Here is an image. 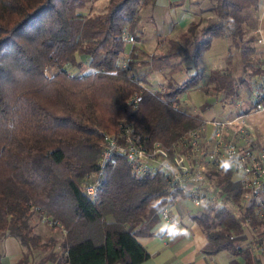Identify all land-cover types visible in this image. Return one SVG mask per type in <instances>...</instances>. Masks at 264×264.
<instances>
[{
    "label": "trees",
    "instance_id": "trees-1",
    "mask_svg": "<svg viewBox=\"0 0 264 264\" xmlns=\"http://www.w3.org/2000/svg\"><path fill=\"white\" fill-rule=\"evenodd\" d=\"M91 1L0 0V237L12 235L21 246L13 264L145 259L138 238L152 234L160 208L178 191L162 169L136 175L115 151L99 172L105 135L129 127L144 148L156 142L190 157L180 136L203 124L210 102H234L245 87L248 98L234 115L264 99V48L254 45L255 33L242 37L260 0H191L193 18L151 53L126 48L122 36L139 38L140 9L152 0H105L100 11H78ZM217 37L231 47L224 65L205 73L200 91L210 99L196 110L181 109L174 99L197 84L201 70L178 83L147 81L153 71L167 77L185 72L181 61L189 56L194 62ZM232 57L242 70L254 64L250 81L234 75ZM133 91L140 99L130 109L126 99ZM201 186L209 195L190 217L205 236L202 250L225 249L255 262V245L264 237L255 194L264 187L251 191L228 163L212 161L205 163ZM32 217L46 226L43 235L31 230Z\"/></svg>",
    "mask_w": 264,
    "mask_h": 264
},
{
    "label": "crops",
    "instance_id": "crops-1",
    "mask_svg": "<svg viewBox=\"0 0 264 264\" xmlns=\"http://www.w3.org/2000/svg\"><path fill=\"white\" fill-rule=\"evenodd\" d=\"M190 1L152 0L151 4L141 7V34L138 38V52L159 51L165 46L167 37H174L179 30L184 29L193 18ZM251 23L253 24L250 31L255 33L257 37L254 45L262 49L264 48V0L259 1L256 16L251 20ZM211 42L212 39L209 45ZM129 46V44L125 45L126 48ZM199 59L198 56L193 62L189 56H186L181 61V66L185 67V72L178 74H183L182 79L186 74L193 73L196 69L202 71V78L205 76L206 70L214 68L211 66L205 70ZM147 81L151 82L153 86L162 84L164 82L162 72H151L147 76ZM207 99H210V97H200L199 101L201 103ZM202 115L205 119H211L212 109L207 107ZM244 118L249 123L253 133L257 135L258 140L263 141L264 109L251 110L244 114ZM187 201V199L180 197L169 202L166 205L168 217L166 219L160 218L153 226L152 234L138 238L148 252V256L134 264H226L231 258L237 264H246L240 254L232 255L225 249L210 254L202 250L205 236L199 225L190 217L191 213L199 206L188 201L189 204ZM188 204L190 207L186 206ZM255 246L253 256L255 262L252 260L251 264H264V237ZM20 254L21 246L14 236L5 235L0 237V264H13ZM43 264H52V262L45 261Z\"/></svg>",
    "mask_w": 264,
    "mask_h": 264
},
{
    "label": "built area",
    "instance_id": "built-area-1",
    "mask_svg": "<svg viewBox=\"0 0 264 264\" xmlns=\"http://www.w3.org/2000/svg\"><path fill=\"white\" fill-rule=\"evenodd\" d=\"M122 37L127 43H135L133 35L127 32ZM139 99V91H133L127 97L126 105L133 109ZM263 101L264 99L256 102L254 110H263ZM206 126L209 127L212 138L203 150V132ZM225 131L231 132L229 137H226ZM105 137L106 142L98 160L99 172L114 151L124 157L136 175L160 168L178 191V194L171 196L172 201L181 196L197 206L204 203L207 192L202 189L201 182L205 163L209 161L216 164L228 163L242 186L251 191L264 187V141H256L244 114L204 119L202 125L186 130L180 136V142L188 146L190 157L179 150L168 153L156 142L150 148H144L129 127H124L118 134H106ZM201 152L203 155L198 159ZM85 191L92 194L94 183L88 184ZM255 209L258 214H264V194L258 191L255 194ZM160 216L163 219L168 217L166 205L160 208Z\"/></svg>",
    "mask_w": 264,
    "mask_h": 264
},
{
    "label": "rangeland",
    "instance_id": "rangeland-1",
    "mask_svg": "<svg viewBox=\"0 0 264 264\" xmlns=\"http://www.w3.org/2000/svg\"><path fill=\"white\" fill-rule=\"evenodd\" d=\"M104 2H105V0H93L87 6L79 8L78 11L84 12V13H91V12L100 11L102 9ZM252 24L253 23H251V21H249V23H245V25H244V32L245 33L242 35L243 38H245L248 35ZM224 39L226 40V38H223V37L222 38H220V37L213 38L211 44L203 52H201V54L199 55L200 63H202V65L205 67V70H206V68H209L211 66L221 67L224 65V63H225V59H224L225 52H226L227 47L230 46L228 41L226 40L227 41L226 42ZM134 40H135V43H127L124 41V44L125 45L132 44L134 46H137L139 44V39L134 38ZM136 40L138 42H136ZM155 51H157V50H155ZM186 54H187V52H186ZM231 66H232V72L236 76L239 75V76L245 77V78L249 79V81L252 79V77L255 76L252 74L249 76V74H250L249 72L254 67L253 63L250 64L249 66H246L242 70L240 63L236 60L235 57H232ZM73 71H74V69L70 70V72H73ZM133 71H136V70L133 69ZM206 71H208V70H206ZM47 72L49 73L50 71L47 70ZM162 74L164 77V82L162 83V85H167L166 80H168L169 83H178L183 77V74L180 75L177 73H174L173 77H171V76L167 77L166 73H164L163 71H162ZM205 78H206L205 76H203L202 78L200 77L195 86H193L189 89H186V90L182 91L181 93H179L177 96L179 99L177 100V97H175L176 100L174 99L175 106L180 107L181 109H186L188 111L196 110L198 108L197 104H200V101H199L200 97H202V98L206 97L200 91L201 86H203L205 84V81H206ZM155 87H158V86H155ZM239 89H240L239 90V98L236 99L234 102L228 101L227 103H225V105H222V106L217 101L210 102V106L208 108L212 109V112H213L212 118H215V119L221 118L224 115L233 116V113L237 112V108L242 107L244 105L246 98H248V97H246L248 94V91L243 86L239 87ZM262 103H264V101ZM231 111L233 112L232 114H230ZM225 133H226V137H229L231 132L225 131ZM203 135L205 137L203 150H205L207 145L211 142V138H212V135H211V132H210V129L208 126L205 127ZM207 194L209 195V192ZM187 203H189V202L187 201ZM189 204L186 206L190 207ZM29 223L31 224V230L32 231L37 232L40 235H43L45 233L46 226L44 225V223L42 222L41 219H37L36 217H32V219H30ZM38 255H39V253H38Z\"/></svg>",
    "mask_w": 264,
    "mask_h": 264
}]
</instances>
